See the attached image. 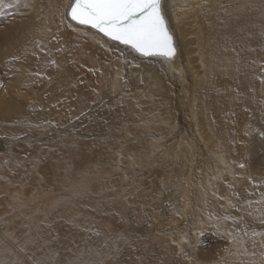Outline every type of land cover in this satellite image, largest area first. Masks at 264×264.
I'll list each match as a JSON object with an SVG mask.
<instances>
[{
  "label": "rangeland",
  "instance_id": "1",
  "mask_svg": "<svg viewBox=\"0 0 264 264\" xmlns=\"http://www.w3.org/2000/svg\"><path fill=\"white\" fill-rule=\"evenodd\" d=\"M55 1L0 0V35L14 44L0 48V99L10 95L12 90L6 85L20 74L17 62L26 54L29 65L24 73L34 88H46L64 100L51 84L58 66L55 59L63 53L74 61L76 79L85 92L82 111L65 119L50 111L45 118L35 121L26 117L23 121L24 109L20 114L7 115L6 105L0 108V264H34L39 253L45 255V264H73L72 255L59 260L54 248L63 238L73 239L78 250L82 246L83 252L91 250L92 254L79 264H264V173L252 176L249 166V159L258 161L259 171H264V117L260 114L264 104V0H209L198 10L196 5L190 7L191 3H178L179 27L192 30L187 34L191 36L187 49L194 47L189 51L191 58L197 52L193 35L198 28L199 42L206 35L208 44L231 41L239 49L234 52L237 58L216 60L220 73L210 71L201 96L205 100L215 96L225 104L229 101L226 111L216 115L221 119L210 116L212 109H207L206 116L211 131L221 139L226 136V148L229 146L230 156L236 158L233 164L240 170L237 178L244 186L237 191L235 184L223 182L210 194L204 185L207 171L215 164L211 148L203 142L192 143L191 156L188 144L177 141L180 136L170 147L157 144L156 140L168 141L171 136L160 137L156 129L162 133L163 128L154 119L144 121L155 107L152 97L156 94V98L169 99L171 110L179 113V106L174 105L176 94L150 91L138 72L123 80L122 88L115 75L107 72L110 56L105 57V70L92 67L82 52L75 55L58 29L57 20L64 26L66 22L63 6ZM186 13L197 23L187 20ZM46 16L60 41L54 48L56 53L38 55L41 47L53 49V37L50 39L41 25ZM29 19L36 20L40 30L34 40L25 42L17 29ZM65 19L69 20L66 15ZM12 27L15 31L5 33ZM101 52L103 58L106 52ZM207 52L211 54L209 47ZM13 53L15 56H10ZM218 79L222 85L211 89ZM169 82L166 79L165 84L169 86ZM253 89L260 95L251 96ZM93 110L98 116L92 127L83 131L80 122ZM44 114L39 108V115ZM212 120L221 123V132ZM239 127L245 133L246 128L252 132L239 136ZM191 128L187 122L182 131L193 139L195 125ZM245 138L251 140L239 152L237 145ZM137 141H141L140 151L129 153L131 149L126 146ZM56 221L62 228L67 225L62 234L56 232ZM84 239H90L92 246L83 245ZM234 249L237 252L231 254Z\"/></svg>",
  "mask_w": 264,
  "mask_h": 264
},
{
  "label": "bare ground",
  "instance_id": "2",
  "mask_svg": "<svg viewBox=\"0 0 264 264\" xmlns=\"http://www.w3.org/2000/svg\"><path fill=\"white\" fill-rule=\"evenodd\" d=\"M72 1L73 0L55 1V4H57L58 6L59 5L63 6L64 16H62V18L66 22V24L64 26V24L60 22L61 20H57V22L60 23L58 29H61V32L66 37V39L65 38L64 39L68 41L71 51L75 53V55H77V51H80L85 56H88V59L92 64V67L96 69L103 68L106 70V67L104 65H105V61L107 60L105 59V57L110 56L112 58V61L110 62V70L107 72L108 73L111 72L115 75V80L117 81V83H120L119 86L122 88H125V83L123 82V80L132 78V76L135 75L134 73L138 72L136 75L139 76V78L145 79V82L147 83L150 91L153 89V91H157L158 93L159 92L163 93L166 91L167 95H170L171 93L176 94L177 100L174 105L179 106L178 108H176V110H178L179 113L173 112L171 110L173 104L169 102V99H167L166 97H164V99L163 97L156 98L157 97L156 94L154 97H152V100L155 103V107L149 110V114H150L148 115L149 117L146 116L147 119L144 118L145 122L148 119L151 120L154 119L153 120L154 123L160 124V126L163 128V132L159 133V130L156 129V133H158L160 137H166L168 135L171 136L169 137L168 141H161V138L159 140H156L157 144L160 143L162 145L169 144L170 147V144L176 143L177 141H180L182 143H187L188 144L187 149H189V151L191 150L190 154L191 156H193L194 148L192 143L196 142L195 143L196 145L197 143L200 144V142L205 143L206 146L207 145L209 146V149L211 148L212 154L215 155V157H213L214 160L213 162L215 164L212 167L210 166L209 170L211 171L208 170L209 172L207 171V175H206L207 181H205L206 185H204V187L207 193L210 194L211 192H217L221 188V184L223 182H229L235 184L236 186L235 190L239 191L240 187L244 185H242L243 182H241L237 178V174L240 170H237V168L233 164V161L236 158L230 156L229 146L226 148V146L228 145L226 136H222L221 139L219 135H215L210 129L209 120L207 119L206 116L207 109L208 112H210L212 109V113L210 114V116L214 117V119L216 120L221 119L220 116H216V115L221 110L226 111V108L229 105V101L226 100V104H225L223 102V99L222 100L220 99L218 101L215 96H213V98L209 96V100H205L201 96V89H203V85L205 84V82H209L210 71H213L215 74L220 73L217 72L219 70L218 69L219 63H217L216 60L225 59L229 61L234 56L236 57L234 52L239 51L238 45L232 44L231 41H228L226 43L216 42L213 45H211L208 44L206 41H204V39H206V35H204L203 41L199 42L201 38L200 37L201 29L198 28L197 32H194L195 34L193 35V37L196 39L195 41H197L198 39V43L192 41L193 44L195 43L197 50L195 55L196 57L193 56V58L195 57L193 59L191 58V55L193 54L191 52L194 50V47L193 50L190 49L191 52H189L190 51L189 48L187 49L188 44H190L188 39L191 37V36L187 37L189 36L187 34L190 33V31L192 30L187 31L186 28L179 27V25L181 26L182 23L180 21L181 15H179L180 13L178 9V3L185 1L187 3L186 6H188V3H191L190 7L194 8V5H196L195 6L196 8L194 9L198 10L203 8L201 5L202 3H204L205 5L209 0H181V1L161 0V11L168 24V28L173 37V43L176 49L175 56L169 60L161 59L158 56H148V57L141 56L140 54H137L136 52L132 51L131 48H128L124 45L119 44L116 41H112L106 38L105 36H103L102 34H100L99 32H97L96 30L90 27L82 26L74 23L67 17V11ZM65 15L71 22L65 19ZM186 17L189 18L187 20H191L192 22H195L194 24L197 23L196 20L192 18V15L186 13ZM42 21L43 22L41 23V25H43V27L45 26L46 29L48 30L46 32L49 38L51 39V37H53V42H52L53 49L48 45L45 47H41V49L39 51H36V53L38 55H41L43 53L45 55H49L51 54V52L56 53V49L54 48L57 46L56 43H59L60 38L57 36V34L53 33L54 31H52L51 22L48 16H46ZM70 26H72L73 28L70 29ZM38 30H40V28H38L36 20L33 19H29L27 23L21 25V27L17 29L18 34L20 35V40L23 39L25 42L27 39H29L30 41L34 40L38 36L35 33ZM12 31H15L14 27L10 28L5 33L10 34ZM21 35L23 37H21ZM4 38L6 37L4 36ZM23 43L24 42L20 44L23 45ZM13 45L14 44L11 42V40H9L7 43L2 39V36L0 35V48L1 47L10 48ZM27 45L31 46V44H27ZM24 47H25V51L27 52L28 49L26 45ZM207 47L211 49V54H208ZM21 50L22 48H20V51ZM20 51H18L17 53H19ZM29 51L32 52V49H29ZM101 51L106 52L103 58L101 57L102 56ZM12 55L15 56L14 53L11 54L10 56ZM196 60L197 63H195ZM55 62L58 64V66L55 75L51 79V84L52 85L54 84V87L61 91L64 100L58 99L56 92H52L51 90H47L46 88H43L42 90L34 88V84L30 83L28 76L24 73V71H27L26 69L29 65L28 56L26 54L22 56L20 55V59H18L17 64L18 67L20 68L19 70L20 74L16 75L15 77H12L11 80H9L10 84L6 85V88L9 87L12 91L10 95H7L8 96L7 98L0 99V108L6 105V108L8 109L7 115H10L11 112L13 115L24 109L23 112L21 111V113L23 114V116L21 117L23 121H25L26 117H33L35 121L36 119L45 118L48 115L47 113L50 111H52L55 115H57L61 119H65L68 115L76 112L77 110L82 111V109L84 108L83 98L85 97V92L83 87L81 86V82L79 81V79H76L77 73L74 70V63H73L74 61L70 60L68 54L64 55L63 53L62 54L59 53L57 54V58L55 59ZM225 63L222 62L220 64L226 65ZM159 70H161V72L163 73L162 76L159 74L160 72ZM164 76H166V79L171 80V82H169V86L165 84L166 79ZM219 76L221 75L217 74V77ZM222 83H223L222 79L213 81L211 89H215L219 87L220 85H222ZM233 86L230 89H232ZM257 95H260V92L256 89H253L251 96H257ZM228 96L230 97V95ZM262 97L264 101V96ZM261 105H262L261 108L262 110H260V114L264 117V104L261 103ZM159 107L162 112H160ZM39 108H42L44 110L45 114L43 116L39 115ZM175 114H178V116H176ZM224 115H225L224 112H222L221 116ZM97 116L98 115H96V112L94 110L91 113H89L88 116L85 117L80 122L82 123L81 124L82 130L84 131L87 128H91L92 127L91 125L93 124V121ZM251 117L252 116L248 118ZM51 118H53V116ZM226 119H227V115H226ZM187 122L192 124L191 130L194 129V125H195L196 131L198 132L197 135L195 131L194 134L195 138L193 139L182 131L183 124ZM211 122L215 126L218 132L222 131L221 123L215 124L214 120H212ZM250 128L248 129L246 128L247 131L246 133H248L249 131L252 132ZM243 133H245V129H243V127H239L238 129L239 136L243 135ZM96 135H88L87 138ZM179 136L180 138L177 141H174ZM257 137L258 136H256V138ZM260 138L262 137H259V139ZM240 140L243 139L240 138ZM250 140L251 139L245 138L244 141L242 142L240 141V145H237V149L239 150V152L249 144ZM255 140L256 139L254 137L253 141L255 142ZM259 142L261 143V141ZM138 145L139 146L141 145V141L134 142L132 145L126 146V148L131 149L129 153L133 151L134 154H136L139 150ZM252 149L255 150L254 147H252ZM134 158L136 159L137 155H134ZM131 162H133V159H131ZM257 163L258 161L252 162L249 159V166L252 176H257L260 173L261 174L264 173V171L263 172L259 171ZM206 167L207 166L205 165V168ZM216 176H219L220 178H217ZM60 223H61L60 221L55 222L56 232H58V234H62L63 232H65L67 226L66 225L64 228H62L59 225H57ZM91 238L97 240L96 237H91ZM63 239L64 241H59L54 247L58 253L59 260L65 256L72 255L70 259L72 260L73 264H79V262L85 260L87 256H90L92 254L90 249L83 252L82 249L83 246L80 247L82 250L81 249L78 250L79 248L78 249L76 248L77 245L73 243V239H65V238ZM238 240L241 242V244H243L240 239ZM92 244L93 243L90 239H84L83 241V245L85 246H92ZM74 245H76L75 248ZM235 246H238V244H235ZM242 250L244 253L251 252L246 249H242ZM51 252L53 253L52 250ZM231 252H232L231 254H234L235 252H237V249H234ZM45 254H50V252ZM37 255L39 256L34 258V264L47 263L45 259V255H43L42 253H39Z\"/></svg>",
  "mask_w": 264,
  "mask_h": 264
},
{
  "label": "snow or ice",
  "instance_id": "3",
  "mask_svg": "<svg viewBox=\"0 0 264 264\" xmlns=\"http://www.w3.org/2000/svg\"><path fill=\"white\" fill-rule=\"evenodd\" d=\"M67 14L141 56L171 59L176 54L161 0H73Z\"/></svg>",
  "mask_w": 264,
  "mask_h": 264
},
{
  "label": "water",
  "instance_id": "4",
  "mask_svg": "<svg viewBox=\"0 0 264 264\" xmlns=\"http://www.w3.org/2000/svg\"><path fill=\"white\" fill-rule=\"evenodd\" d=\"M73 2V1H72ZM69 8H70V6H69ZM69 8H68V11H69ZM68 11H67V13H68ZM67 17L71 20V18H70V16L67 14ZM72 21V20H71ZM74 23H76L75 21H73ZM77 24V23H76ZM83 26V25H82ZM88 27V26H87ZM95 30V29H94ZM97 31V30H96ZM98 32V31H97ZM100 33V32H99ZM100 34H102V33H100ZM103 35V34H102ZM104 36V35H103ZM106 37V36H105ZM106 38H108V37H106ZM109 39V38H108ZM111 40V39H110ZM112 41H114V40H112ZM116 42H118V41H116ZM119 44H121L120 42H118ZM121 45H124V44H121ZM124 46H126V47H128V48H130L129 46H127V45H124ZM133 51V50H132ZM135 52V51H134ZM137 53V52H136ZM137 54H139V53H137ZM159 57V56H158ZM161 59H166V60H169V59H167V58H164V57H160Z\"/></svg>",
  "mask_w": 264,
  "mask_h": 264
}]
</instances>
